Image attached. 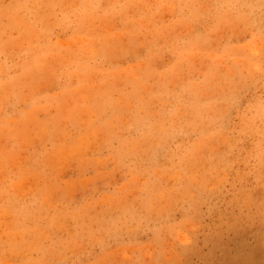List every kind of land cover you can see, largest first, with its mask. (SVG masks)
I'll return each instance as SVG.
<instances>
[{"label":"rangeland","instance_id":"obj_1","mask_svg":"<svg viewBox=\"0 0 264 264\" xmlns=\"http://www.w3.org/2000/svg\"><path fill=\"white\" fill-rule=\"evenodd\" d=\"M0 264H264V0H0Z\"/></svg>","mask_w":264,"mask_h":264}]
</instances>
